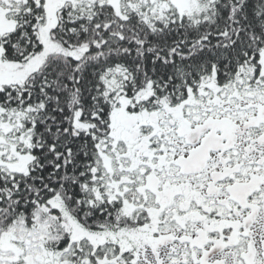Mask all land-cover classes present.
Instances as JSON below:
<instances>
[{"label": "snow or ice", "instance_id": "6c2138e0", "mask_svg": "<svg viewBox=\"0 0 264 264\" xmlns=\"http://www.w3.org/2000/svg\"><path fill=\"white\" fill-rule=\"evenodd\" d=\"M0 264H264V0H0Z\"/></svg>", "mask_w": 264, "mask_h": 264}]
</instances>
